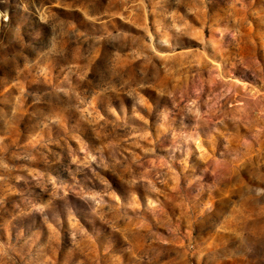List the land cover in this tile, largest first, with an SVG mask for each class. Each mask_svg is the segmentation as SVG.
Wrapping results in <instances>:
<instances>
[{"label": "rangeland", "instance_id": "rangeland-1", "mask_svg": "<svg viewBox=\"0 0 264 264\" xmlns=\"http://www.w3.org/2000/svg\"><path fill=\"white\" fill-rule=\"evenodd\" d=\"M264 0H0V264H264Z\"/></svg>", "mask_w": 264, "mask_h": 264}, {"label": "clouds", "instance_id": "clouds-1", "mask_svg": "<svg viewBox=\"0 0 264 264\" xmlns=\"http://www.w3.org/2000/svg\"><path fill=\"white\" fill-rule=\"evenodd\" d=\"M260 191H264V189L260 190Z\"/></svg>", "mask_w": 264, "mask_h": 264}]
</instances>
